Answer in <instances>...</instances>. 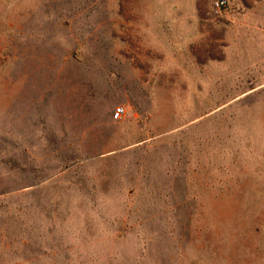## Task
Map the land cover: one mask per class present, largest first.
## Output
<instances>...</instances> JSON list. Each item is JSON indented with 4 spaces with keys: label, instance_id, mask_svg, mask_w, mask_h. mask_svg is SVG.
<instances>
[{
    "label": "rangeland",
    "instance_id": "1",
    "mask_svg": "<svg viewBox=\"0 0 264 264\" xmlns=\"http://www.w3.org/2000/svg\"><path fill=\"white\" fill-rule=\"evenodd\" d=\"M0 264H264V0H0Z\"/></svg>",
    "mask_w": 264,
    "mask_h": 264
},
{
    "label": "built area",
    "instance_id": "2",
    "mask_svg": "<svg viewBox=\"0 0 264 264\" xmlns=\"http://www.w3.org/2000/svg\"><path fill=\"white\" fill-rule=\"evenodd\" d=\"M218 4H220V3L218 2ZM125 112H126V109H125L124 106H118V107L115 109L114 113H113V117H114L115 119H121V118H123Z\"/></svg>",
    "mask_w": 264,
    "mask_h": 264
}]
</instances>
